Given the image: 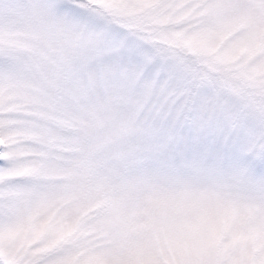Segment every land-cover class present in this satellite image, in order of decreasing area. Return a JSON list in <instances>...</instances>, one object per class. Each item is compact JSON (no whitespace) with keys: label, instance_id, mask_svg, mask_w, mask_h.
<instances>
[{"label":"snow or ice","instance_id":"6c2138e0","mask_svg":"<svg viewBox=\"0 0 264 264\" xmlns=\"http://www.w3.org/2000/svg\"><path fill=\"white\" fill-rule=\"evenodd\" d=\"M0 264H264V0H0Z\"/></svg>","mask_w":264,"mask_h":264}]
</instances>
